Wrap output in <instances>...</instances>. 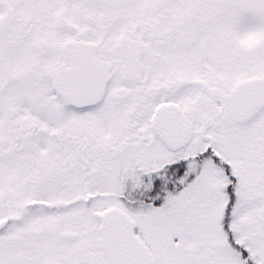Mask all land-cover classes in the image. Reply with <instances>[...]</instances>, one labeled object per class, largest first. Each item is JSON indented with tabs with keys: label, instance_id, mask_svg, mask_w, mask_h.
<instances>
[{
	"label": "snow or ice",
	"instance_id": "obj_1",
	"mask_svg": "<svg viewBox=\"0 0 264 264\" xmlns=\"http://www.w3.org/2000/svg\"><path fill=\"white\" fill-rule=\"evenodd\" d=\"M0 264H264V0H0Z\"/></svg>",
	"mask_w": 264,
	"mask_h": 264
}]
</instances>
